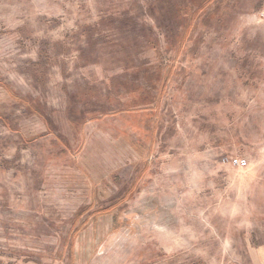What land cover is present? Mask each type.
Returning a JSON list of instances; mask_svg holds the SVG:
<instances>
[{"label":"rangeland","instance_id":"374dc122","mask_svg":"<svg viewBox=\"0 0 264 264\" xmlns=\"http://www.w3.org/2000/svg\"><path fill=\"white\" fill-rule=\"evenodd\" d=\"M0 264H264V0H0Z\"/></svg>","mask_w":264,"mask_h":264},{"label":"built area","instance_id":"2783aa9c","mask_svg":"<svg viewBox=\"0 0 264 264\" xmlns=\"http://www.w3.org/2000/svg\"><path fill=\"white\" fill-rule=\"evenodd\" d=\"M228 163L234 166H237L238 168H246L248 167L249 163L247 159H241V158H229Z\"/></svg>","mask_w":264,"mask_h":264},{"label":"trees","instance_id":"16d2710c","mask_svg":"<svg viewBox=\"0 0 264 264\" xmlns=\"http://www.w3.org/2000/svg\"><path fill=\"white\" fill-rule=\"evenodd\" d=\"M185 38V37H184ZM183 39V38H182ZM184 42H185V40H180V42L178 43V46H179V44H180V46H179V49L180 50H182L183 49V47H184ZM166 80V77H165V79L163 80V81H165ZM30 107L33 109V110H36L35 108H34V106H32V105H30Z\"/></svg>","mask_w":264,"mask_h":264}]
</instances>
